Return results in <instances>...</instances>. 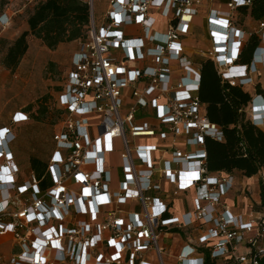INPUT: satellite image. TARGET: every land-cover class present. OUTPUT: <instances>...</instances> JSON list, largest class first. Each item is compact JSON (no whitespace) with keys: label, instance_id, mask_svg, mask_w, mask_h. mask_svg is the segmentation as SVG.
I'll return each mask as SVG.
<instances>
[{"label":"built area","instance_id":"built-area-1","mask_svg":"<svg viewBox=\"0 0 264 264\" xmlns=\"http://www.w3.org/2000/svg\"><path fill=\"white\" fill-rule=\"evenodd\" d=\"M83 1L88 31L58 93L62 113L42 179L30 173L19 180L14 135L0 128V249L10 247L0 251V264H166L161 237L174 233L189 240L171 264H205L206 256L218 264H262L264 210L233 213L223 201L234 174L206 168L205 138L221 142L224 134L205 116L197 97L200 65L182 45L203 0H106L99 26L94 2L103 0ZM253 1L228 0L209 10L211 45L200 55L222 83L250 95L247 107L259 101L249 116L247 107L244 112L264 131V23L243 64L239 58L253 33L235 19ZM155 10L165 19L164 31L156 28ZM134 25L141 36L126 38L123 29ZM172 62L182 71L177 79ZM146 109L155 123L137 121ZM24 120L19 113L14 123ZM139 138H157L162 146L136 143ZM43 178L50 182L45 188ZM160 181L173 187V198L194 191L192 209L168 216ZM132 204L135 209L125 208Z\"/></svg>","mask_w":264,"mask_h":264},{"label":"trees","instance_id":"trees-1","mask_svg":"<svg viewBox=\"0 0 264 264\" xmlns=\"http://www.w3.org/2000/svg\"><path fill=\"white\" fill-rule=\"evenodd\" d=\"M247 12L254 21L264 20V0H254L250 8L239 9ZM89 11L83 0H44L39 2L27 18L28 30L18 36L5 52L2 64L13 71L26 54L27 37L33 36L42 41L48 49L59 44L79 42L88 31ZM259 39L253 34L248 37L239 62L248 64ZM201 83L197 97L204 105L205 116L218 125L224 134L221 142L205 138L207 154L206 168L210 173L239 174L252 178L264 174V131L253 126L247 119L244 109L250 102V95L239 86L222 83L213 63L200 62ZM62 88L57 91L60 92ZM60 118L62 111L57 110ZM46 114L42 108L34 117L37 121ZM29 167L38 179L45 175L46 163L36 157H29ZM50 185L47 178L41 181V188ZM260 203L257 209L264 210V176L259 178ZM205 264H218L209 256ZM264 264V260L262 262Z\"/></svg>","mask_w":264,"mask_h":264},{"label":"rangeland","instance_id":"rangeland-1","mask_svg":"<svg viewBox=\"0 0 264 264\" xmlns=\"http://www.w3.org/2000/svg\"><path fill=\"white\" fill-rule=\"evenodd\" d=\"M42 1L44 0H0V128H7L14 135L10 149L20 171V181L29 179L31 173L29 157H36L46 162L51 152V137L55 131L54 126L60 119L57 113L59 110L57 90L64 85L70 69L71 57L76 52L78 44L74 41L48 49L41 40L28 36L27 52L16 69L10 71L3 66L2 61L8 46L28 30L27 18L33 8ZM206 1L210 6L209 9H213L218 8L219 4L224 5L228 0ZM223 5H221L222 10ZM106 9V0L94 2V18L98 26ZM209 9L204 13L206 28ZM235 19L247 33H253L256 37L261 36L262 31L259 28L264 20L254 21L247 12L241 14L239 12L235 15ZM260 80L261 78L257 77L255 82L260 85ZM246 90L253 94V88ZM254 105L246 108L245 112L248 116ZM42 108L46 109V114L40 116L37 121L34 117ZM19 113L28 116L29 120L14 123ZM142 118L146 116H139L137 119ZM118 156L119 150L113 163H118ZM234 175L239 176L237 173ZM9 248H1L0 251L10 253ZM13 253H16V250Z\"/></svg>","mask_w":264,"mask_h":264},{"label":"crops","instance_id":"crops-1","mask_svg":"<svg viewBox=\"0 0 264 264\" xmlns=\"http://www.w3.org/2000/svg\"><path fill=\"white\" fill-rule=\"evenodd\" d=\"M209 7L210 6H208L207 1L203 0V4L199 8L198 14L193 18L192 23L189 26V33L182 37V45L184 46L186 57L192 61L193 65L196 66L200 65V62L203 61L200 55V49L209 48L211 45L207 28L205 27L206 22L204 14L207 9H209ZM152 14L156 18L157 30L164 31L166 27L165 19L159 14L157 10L153 11ZM123 32L126 38H137L141 36V28L136 25L124 28ZM143 65L144 63H137L135 66L141 67ZM171 70V76L173 79H177L182 74V71L176 62L171 63ZM124 93L126 95L127 91ZM143 113H145L143 116H146V118L137 119V121H148L149 123H155L152 116V110L146 109L143 111ZM135 142L143 144H157L158 146H162L157 138H139L135 139ZM117 145H119V143H117ZM234 176L236 179L235 186L232 191L228 193L223 202L233 213L247 212L250 210L258 211L257 205L260 203L259 178L261 175H256L252 178H245L236 175ZM159 183L163 189V193H161L160 197L164 203L168 204L169 206L167 213L168 216L179 217L184 212L190 211L192 209L194 191L182 193L179 196L173 198L171 195H169V192L173 189V187L164 181H160ZM136 206L137 205L132 204L126 206L125 208L132 210L135 209ZM188 240L189 237L185 236L184 233H174L163 235L161 237V244L165 248V256L168 264H171V260H173L175 255L179 252V249L184 244H186ZM149 257L151 258V255Z\"/></svg>","mask_w":264,"mask_h":264},{"label":"bare ground","instance_id":"bare-ground-1","mask_svg":"<svg viewBox=\"0 0 264 264\" xmlns=\"http://www.w3.org/2000/svg\"><path fill=\"white\" fill-rule=\"evenodd\" d=\"M258 104H259V101H256V102H255V105L258 106Z\"/></svg>","mask_w":264,"mask_h":264}]
</instances>
